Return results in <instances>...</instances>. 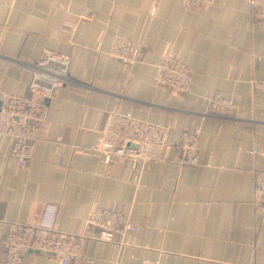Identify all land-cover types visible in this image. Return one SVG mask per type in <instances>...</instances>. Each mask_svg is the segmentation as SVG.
<instances>
[{
  "label": "crops",
  "instance_id": "obj_1",
  "mask_svg": "<svg viewBox=\"0 0 264 264\" xmlns=\"http://www.w3.org/2000/svg\"><path fill=\"white\" fill-rule=\"evenodd\" d=\"M250 0H210L185 12L181 0H0V59L6 96L34 99L27 66L45 51L71 58V85L48 103L32 160L20 168L0 140V264L12 224H37L57 205L56 230L81 235L96 209L121 210L133 229L90 242L84 264H264V24ZM93 15L91 21L83 14ZM142 44L134 67L108 58L119 40ZM173 56L192 77L179 94L158 86L155 66ZM222 95L231 117L213 112ZM131 113L171 122L170 142L200 133V165L139 166L130 172L79 148L95 146L106 118ZM175 158V153L171 154ZM22 264H59L29 254Z\"/></svg>",
  "mask_w": 264,
  "mask_h": 264
},
{
  "label": "built area",
  "instance_id": "obj_2",
  "mask_svg": "<svg viewBox=\"0 0 264 264\" xmlns=\"http://www.w3.org/2000/svg\"><path fill=\"white\" fill-rule=\"evenodd\" d=\"M210 0H181L185 12L200 9ZM253 19L264 24V0H250ZM91 21L93 15L83 14ZM142 44L119 39L108 53V58L130 67L141 61ZM71 58L54 51L29 64L31 75L29 92L34 99L6 96L0 102V140L11 142V157L20 168L28 166L40 138L42 126L48 121V103L71 85ZM0 59V84L4 76ZM154 78L158 86L179 94L190 91L192 77L187 65L179 58L169 56L155 66ZM264 91V81L255 83ZM213 112L231 117L235 111L232 100L216 95L209 100ZM171 122L139 120L131 113H112L106 118L99 142L89 148H79L82 154H92L105 164L119 162L130 172L139 166L151 164L195 167L200 165V133L185 132L179 142H170ZM175 153V158L171 156ZM258 209L264 215V178L257 183ZM59 212L57 205H48L37 224H12L3 242L5 264H22L29 254L50 257L59 264H84L93 260L87 256L90 242L113 243L117 236H124L133 229L129 218L114 208H100L92 212L83 234L67 235L56 230ZM141 264H163L145 261Z\"/></svg>",
  "mask_w": 264,
  "mask_h": 264
}]
</instances>
